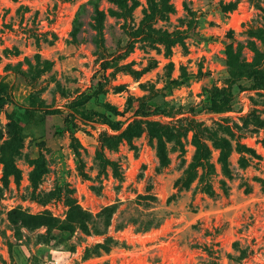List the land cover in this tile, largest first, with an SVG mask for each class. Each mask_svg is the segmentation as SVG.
Wrapping results in <instances>:
<instances>
[{"label":"rangeland","instance_id":"374dc122","mask_svg":"<svg viewBox=\"0 0 264 264\" xmlns=\"http://www.w3.org/2000/svg\"><path fill=\"white\" fill-rule=\"evenodd\" d=\"M0 264H264V0H0Z\"/></svg>","mask_w":264,"mask_h":264},{"label":"trees","instance_id":"16d2710c","mask_svg":"<svg viewBox=\"0 0 264 264\" xmlns=\"http://www.w3.org/2000/svg\"><path fill=\"white\" fill-rule=\"evenodd\" d=\"M233 4L229 3L222 8L224 10L231 9ZM226 56L228 65L236 70H240L241 65L238 62L237 54L233 52L232 46L230 43L226 45ZM254 64V62L252 63ZM218 141L224 145L226 144L225 140L218 139ZM195 156L194 161L190 163L187 168L183 171V174L180 178L176 180L178 186L187 188L190 186L191 182L198 177V180L201 184V189L203 192L211 195L214 193V186L212 181V176H216V172L213 168V165L209 161V150L207 146L201 142L199 139L195 141ZM238 152L242 154L239 158V162L242 165L243 163L249 164L253 159H259V155L256 154L251 148H245L241 144L237 146ZM248 153L249 157L243 156V154ZM157 154L160 160L161 165H166L168 158L165 153V146L161 134H157ZM219 162L221 165V173L223 175L229 176L230 171L228 168V155L221 147L219 152ZM5 168L4 172L7 175H12L16 180L19 179V170L9 159L4 158ZM198 170L201 172L199 173ZM222 192L227 193V187L224 181H220Z\"/></svg>","mask_w":264,"mask_h":264}]
</instances>
